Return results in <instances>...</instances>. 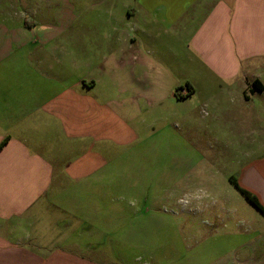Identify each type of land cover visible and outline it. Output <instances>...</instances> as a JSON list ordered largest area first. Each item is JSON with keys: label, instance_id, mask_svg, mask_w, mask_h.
Wrapping results in <instances>:
<instances>
[{"label": "crops", "instance_id": "0c3cea01", "mask_svg": "<svg viewBox=\"0 0 264 264\" xmlns=\"http://www.w3.org/2000/svg\"><path fill=\"white\" fill-rule=\"evenodd\" d=\"M203 110L264 207V0H0V264H117L73 234L118 220L123 148Z\"/></svg>", "mask_w": 264, "mask_h": 264}, {"label": "rangeland", "instance_id": "374dc122", "mask_svg": "<svg viewBox=\"0 0 264 264\" xmlns=\"http://www.w3.org/2000/svg\"><path fill=\"white\" fill-rule=\"evenodd\" d=\"M201 113L203 119L192 113L184 124L171 118L160 133L143 135L149 141L123 148L118 180H104L103 201L107 213L114 208L115 226L96 223L104 235L95 238L88 223L72 239L89 248L100 242L117 264H213L228 257L240 264L243 255L260 256L264 216L231 183L246 152L236 142L212 143L203 126L191 129L208 120L209 112Z\"/></svg>", "mask_w": 264, "mask_h": 264}, {"label": "trees", "instance_id": "16d2710c", "mask_svg": "<svg viewBox=\"0 0 264 264\" xmlns=\"http://www.w3.org/2000/svg\"><path fill=\"white\" fill-rule=\"evenodd\" d=\"M252 86L259 91L263 89V87L256 81L252 83ZM2 146H3V143L0 144V149L2 148ZM231 183L234 186V188L248 201V203L253 208H255L261 215L264 216V207L259 203L257 198L250 192L239 187L237 183L235 182V180H233V178H231Z\"/></svg>", "mask_w": 264, "mask_h": 264}]
</instances>
